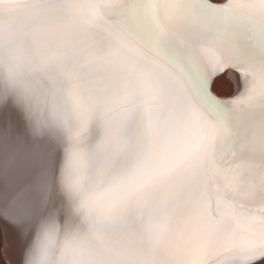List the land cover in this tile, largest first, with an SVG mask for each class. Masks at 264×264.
Instances as JSON below:
<instances>
[{
    "label": "snow or ice",
    "instance_id": "1",
    "mask_svg": "<svg viewBox=\"0 0 264 264\" xmlns=\"http://www.w3.org/2000/svg\"><path fill=\"white\" fill-rule=\"evenodd\" d=\"M0 78V264L45 217L77 264H264V0H0Z\"/></svg>",
    "mask_w": 264,
    "mask_h": 264
},
{
    "label": "clouds",
    "instance_id": "2",
    "mask_svg": "<svg viewBox=\"0 0 264 264\" xmlns=\"http://www.w3.org/2000/svg\"><path fill=\"white\" fill-rule=\"evenodd\" d=\"M3 80L0 78V86ZM15 103L25 118L38 131L55 119L52 99L47 88L40 84L33 88H20L14 95ZM0 102L3 98L0 97ZM71 237L55 218H42L35 227L33 238L25 250L24 264H77L69 252Z\"/></svg>",
    "mask_w": 264,
    "mask_h": 264
},
{
    "label": "bare ground",
    "instance_id": "3",
    "mask_svg": "<svg viewBox=\"0 0 264 264\" xmlns=\"http://www.w3.org/2000/svg\"><path fill=\"white\" fill-rule=\"evenodd\" d=\"M212 1L215 2V3H222V2H224V0H219V1L212 0ZM231 75H233L234 79H235V77H238L239 76L238 73H233ZM219 78L220 77L217 76L216 77V80L218 81ZM236 90H237V88H236ZM222 97H225V96H222ZM0 136H2V124H0ZM0 164H2V156H0ZM4 224L5 225L3 226V228H4V232H5V238H6V240L9 243V254L12 255V257L14 259H19L20 256H21V249L19 247V243H18V240H17V235H16V233L14 232V230H13V228L11 226L9 228L10 229L9 230L10 232H9L8 231V228L6 226V223H4ZM221 261L223 262V264H228V261L225 260V258H221Z\"/></svg>",
    "mask_w": 264,
    "mask_h": 264
},
{
    "label": "rangeland",
    "instance_id": "4",
    "mask_svg": "<svg viewBox=\"0 0 264 264\" xmlns=\"http://www.w3.org/2000/svg\"><path fill=\"white\" fill-rule=\"evenodd\" d=\"M215 1H219V0H215ZM219 80L220 78L218 79V81ZM236 88H237L236 81L233 75H231L225 78V80L222 82V87L216 89V91L221 96L229 97L235 93ZM4 238H5L4 232L2 226L0 225V256L3 255V248L5 244Z\"/></svg>",
    "mask_w": 264,
    "mask_h": 264
},
{
    "label": "water",
    "instance_id": "5",
    "mask_svg": "<svg viewBox=\"0 0 264 264\" xmlns=\"http://www.w3.org/2000/svg\"><path fill=\"white\" fill-rule=\"evenodd\" d=\"M213 2V1H212ZM213 3H215V2H213ZM235 93H236V91H235ZM234 93V94H235ZM233 94V95H234ZM232 96V95H231ZM231 96H229V97H231ZM229 97H223V98H229ZM5 222L3 221V220H0V225L2 226V229H3V232H4V228H3V226L5 225L4 224ZM6 226H7V228H8V231L10 230L9 228H10V225H8V224H6ZM10 232V231H9ZM4 236H5V232H4ZM5 241H6V238H5Z\"/></svg>",
    "mask_w": 264,
    "mask_h": 264
}]
</instances>
